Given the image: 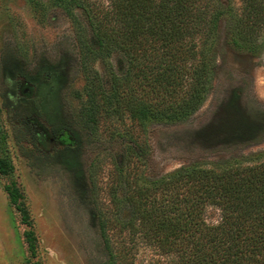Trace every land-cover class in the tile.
<instances>
[{"label":"rangeland","instance_id":"rangeland-1","mask_svg":"<svg viewBox=\"0 0 264 264\" xmlns=\"http://www.w3.org/2000/svg\"><path fill=\"white\" fill-rule=\"evenodd\" d=\"M225 23L226 17L215 49V79L201 108L187 121L150 120L144 131L130 132L143 151L128 165L131 181H151L196 162L264 156V28L258 47L246 51L231 42ZM83 86L63 9L51 0H0V161L13 167L0 172V264H110L101 212L117 190L125 196L124 156L134 143L124 131L127 118L101 125L95 137L80 112ZM252 127L254 139L236 135ZM116 169L122 177L111 189ZM8 186L18 192L17 204ZM153 260L170 259L143 243L134 251L133 264Z\"/></svg>","mask_w":264,"mask_h":264},{"label":"trees","instance_id":"trees-1","mask_svg":"<svg viewBox=\"0 0 264 264\" xmlns=\"http://www.w3.org/2000/svg\"><path fill=\"white\" fill-rule=\"evenodd\" d=\"M51 2L71 20L84 80L80 112L93 134L98 139L101 125L129 119L124 131L134 144L127 146V166L143 153L129 135L134 128L144 131L150 120L187 121L204 104L215 79L223 19L231 42L246 51L258 47L264 28V0H238L237 9L225 0ZM256 132L252 127L236 135L254 139ZM129 166L124 198L115 188L111 206L101 212L110 264H133L141 243L170 259L149 264H264L262 154L182 165L151 181H131ZM12 169L0 161L2 174ZM114 173L111 189L122 177L119 169ZM7 190L17 204V190ZM32 237L26 233L31 249Z\"/></svg>","mask_w":264,"mask_h":264}]
</instances>
